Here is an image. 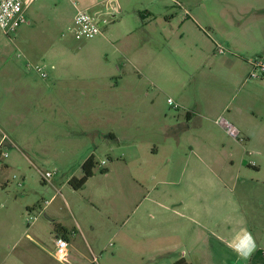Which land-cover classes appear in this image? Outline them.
<instances>
[{"label":"rangeland","instance_id":"obj_1","mask_svg":"<svg viewBox=\"0 0 264 264\" xmlns=\"http://www.w3.org/2000/svg\"><path fill=\"white\" fill-rule=\"evenodd\" d=\"M89 5L104 37L78 40ZM24 17L0 29V264H92L73 218L98 264H171L177 239L191 264L246 263L224 243L264 220V99L245 98L264 87L246 64L264 60V0H33ZM88 142L96 165L75 190ZM54 221L70 231L66 260Z\"/></svg>","mask_w":264,"mask_h":264},{"label":"crops","instance_id":"obj_2","mask_svg":"<svg viewBox=\"0 0 264 264\" xmlns=\"http://www.w3.org/2000/svg\"><path fill=\"white\" fill-rule=\"evenodd\" d=\"M107 1H109V0H98V3H102V2L104 3ZM91 6L92 5H89V6H87V8H90ZM101 36L104 37V34L102 33ZM201 52L204 53V50H202ZM207 56H208V60L203 58V59H201V61L199 63L203 64V65H208V67L210 68L209 65H211L212 60L216 59V57H212L213 59L210 60L211 57H210L209 53H207ZM227 59L228 58L222 59V62L223 63L227 62ZM251 59L252 58L246 59V62H247L246 64H248L250 69H251V66H250L251 65V63H250ZM226 72H228L229 74H235L236 78H237L236 81L241 79V76H239L237 74L236 68L228 67V68H226ZM243 81H244V79H243ZM257 91L260 93L257 94L256 93ZM256 97H260L261 100H262V98L264 99V87L261 86L259 83H252L249 85L246 84L245 85V98L255 99ZM227 106L228 105H225L224 107H227ZM233 107L238 114L241 113L240 107H236V104H233ZM229 113H232V112L229 111ZM232 114H233V115H231L232 119H234L232 121H235V117H239V116H237V114L235 112H233ZM250 115H251V120H248L249 124H251V125L258 124L259 125L260 122L262 121V119H260V117H257L255 112L252 110H250ZM215 121H216V119H215ZM258 121H260V122H258ZM228 123H230L231 125L236 127L238 131H247L248 132V130H247L248 127L243 126L242 124H240V126L238 128L233 122H228ZM109 136L112 137L113 135L109 134ZM0 140H1V138H0ZM5 140H6V138L3 141H5ZM87 145L88 146L86 147V149L83 150L84 154H83L81 161H80V168H81V163L85 158H87L91 154L94 156L93 148L92 147L89 148L90 142H88ZM106 172H108V171H106ZM51 184L55 188L56 192L59 193L56 186H54V184L52 182H51ZM54 219L55 218H52V220H54ZM56 222H58V221H56ZM263 222H264V220H262V219L255 221V227H256V225L260 226L259 230L258 229L253 230L250 227L249 228L247 227V230H246V228H244L243 225H241L238 227V230H236V232L226 233V237H228V238L227 239L225 238L226 242L225 243L222 242V243H224L227 246L226 248H228L229 250L230 249H232V250L238 249V250L242 251L243 256H245V258H247V261L244 264H264V224H263ZM58 223H60V222H58ZM73 223H74L73 232L80 234L81 240L84 244L83 249L85 251L84 250L79 251L78 252L79 255L83 256V258H86V257L89 258V261H91L92 264H98V258H96V261L93 260L92 256L93 255L96 256L95 253L93 252L94 251L93 246L90 245L88 243V241L86 240V238L84 237L85 234L83 233V230H82L79 222L77 220H75V218H73ZM61 225H63L68 230V227L66 226V224H61ZM251 225L253 226V224H251ZM208 230L210 231L211 234L212 233H213V235L215 234L213 229H208ZM69 233H70V231L68 232V235H67L68 241H69ZM56 236H58V235H56ZM176 243L177 244H175V248L174 249L171 248L168 251L169 256H167V257L170 258V260H168V261L171 262V264H172L174 261L182 258L185 262L189 263V261L187 260V255L191 254V252L185 251V247L188 248V245L182 239H179V240L177 239ZM181 246H183L184 248H182ZM95 247H98V242L95 243ZM179 247H181V248H179ZM193 249H197V244H194L190 250H193ZM85 253H87V254H85ZM67 256H68V254H67ZM67 256H66V259H67ZM90 258H91V260H90ZM189 264H191V263H189Z\"/></svg>","mask_w":264,"mask_h":264},{"label":"built area","instance_id":"obj_3","mask_svg":"<svg viewBox=\"0 0 264 264\" xmlns=\"http://www.w3.org/2000/svg\"><path fill=\"white\" fill-rule=\"evenodd\" d=\"M33 0H0V29L3 33L8 34L14 31L21 23L25 21L24 12L26 7ZM88 8H77L73 17L72 26L69 30L72 32L73 36L78 40L91 39L97 35H102V30L99 25V19L96 15L91 14ZM217 52L222 53L223 47L221 45H216ZM251 72L249 78L257 77L259 74H264V60L262 59H251ZM37 72L45 76L42 68L40 66L35 67ZM168 102L172 99L168 98ZM217 123L224 127L228 134L233 137L238 135V130L236 127L228 123V121L220 116L217 118ZM7 138L4 134L0 140V158L7 156L6 152L1 150V145L3 140ZM42 180L45 183L51 184V177L54 171H40ZM29 220L34 218V216L28 215ZM55 255L59 260H66L67 256V246L68 240L62 236H55L54 239ZM93 260L96 261V256H92Z\"/></svg>","mask_w":264,"mask_h":264},{"label":"trees","instance_id":"obj_4","mask_svg":"<svg viewBox=\"0 0 264 264\" xmlns=\"http://www.w3.org/2000/svg\"><path fill=\"white\" fill-rule=\"evenodd\" d=\"M142 17V16H141ZM96 162L94 159V156L91 154L87 158H85L81 163V175L79 177L72 176L67 181L68 184L75 190L80 189L83 187L85 182L89 177L93 175V169L95 168ZM106 169H102V173H106ZM54 231L56 235L62 236L67 239L68 230L61 225V223H58L54 221L53 225ZM172 264H189L185 262L182 258L174 261Z\"/></svg>","mask_w":264,"mask_h":264}]
</instances>
